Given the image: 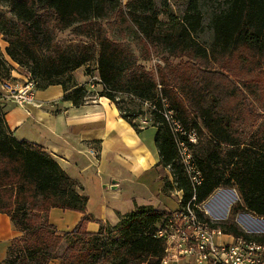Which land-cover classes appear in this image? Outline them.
<instances>
[{
  "label": "trees",
  "instance_id": "obj_1",
  "mask_svg": "<svg viewBox=\"0 0 264 264\" xmlns=\"http://www.w3.org/2000/svg\"><path fill=\"white\" fill-rule=\"evenodd\" d=\"M11 7L18 29L10 33L8 56L19 64L34 65L48 84L62 86L64 100L81 107L88 98L85 85L67 87L59 78L65 77L95 59L91 44L97 48L99 84L104 88L99 97L109 99L122 118L132 123L140 112L124 110L118 95H128L141 102H150L155 109L153 127L157 128L155 142L163 168L172 167L178 188L184 192L181 209L192 197V190L184 171L177 164L178 151L174 135L162 115L166 100L185 130L206 131L214 150L205 161H199L204 183L197 200L204 203L221 184L233 186L243 203L233 208L264 218V141L245 143L237 125L248 117L243 89L233 85L227 74L213 71L209 61L211 50L228 59L247 65L254 79L247 88V98L261 91L264 96V0H225L226 10L210 21L213 34L211 50L203 48L195 39L203 28L198 7L200 0H191L181 30L176 35L156 36L144 30L147 42L163 48L174 58H188L174 66L168 60L160 69L158 83L137 66L133 53L111 40L99 24L119 13L120 0H5ZM90 24L91 44L75 49L58 48L57 32L77 24ZM3 31V30H0ZM4 34L8 35L7 31ZM218 54V53H217ZM192 61V62H191ZM198 61V64H192ZM5 63L0 56V76ZM38 71V72H37ZM230 74V73H228ZM236 78V76H235ZM71 77L68 78L71 81ZM226 147L225 152L222 148ZM225 166L227 177L217 174L216 167ZM164 191L171 189L164 180ZM88 197L79 194L75 182L62 170L42 147L27 140H18L9 129L5 113L0 112V213L10 217L14 227L23 234L8 248L6 259L0 264H161L164 244L156 237L157 224L165 215L153 207H138L123 216L112 227L111 237L105 240L107 229L90 233L87 225ZM58 208L83 214L78 226L60 234L50 223L51 209ZM216 227L236 236H247L235 222L218 223ZM264 242V236L258 237ZM64 244L66 248L62 251ZM62 251V252H61Z\"/></svg>",
  "mask_w": 264,
  "mask_h": 264
},
{
  "label": "rangeland",
  "instance_id": "obj_2",
  "mask_svg": "<svg viewBox=\"0 0 264 264\" xmlns=\"http://www.w3.org/2000/svg\"><path fill=\"white\" fill-rule=\"evenodd\" d=\"M120 12L112 15L107 20L99 21V24L104 28L107 36L114 42L129 49L137 60V66L142 71L149 73L155 81L160 84L159 71L166 67L168 60L172 65L177 66L181 62H189L188 58H174L169 56L168 52L163 48H156L154 45L147 42L144 30L154 33L156 36L176 35L182 28L187 14H192L190 11L191 0H120ZM227 4L225 0H200L197 13L203 22L202 30L194 35L197 42L205 49L211 50L213 41V34L210 26L212 18L218 16L222 11L226 10ZM19 23L8 3L5 0H0V56L5 63V69L2 70L0 76V112L4 113L6 103H15L14 94L25 85L26 81H32L37 90L38 87L48 84L41 80L39 74H30V71L36 70V67L31 64H19L12 60L7 53L10 47L8 40L10 33L18 29ZM7 31L8 35L4 34ZM92 27L88 24H77L74 27L57 32L58 48L62 51L75 49L80 44H91ZM91 52H95V59L87 65L79 68L71 74L59 78L67 87L74 85H85L88 90L89 100L98 98L104 88L99 84L98 74V55L97 48L91 44ZM215 56L211 55L209 58L212 64L213 71L227 74L229 78L233 79V85L238 86L239 90L243 89L245 100L247 102V118L242 123L237 125V130L240 133V138L245 143L252 140L264 141V96L261 91H257L255 96L247 98V88H253L254 79L258 78L255 74H251L247 65H240L236 59H228L225 55L215 50ZM218 53V54H217ZM192 62V61H191ZM195 61L192 64H198ZM38 72V71H37ZM230 73V74H228ZM75 74V75H74ZM236 76V78H235ZM71 77V81L68 78ZM85 80H89L83 84ZM160 85L158 86V93L160 94ZM241 88V89H240ZM117 101L124 110H131L140 112V116L132 119V123L139 128H148L145 132L147 137L153 138L155 129L154 117L151 114L154 110L153 104L150 102H141L134 97L128 95H118ZM167 104V103H166ZM17 105V104H16ZM19 106V105H17ZM20 107V106H19ZM214 150L209 134L206 131H198V140L190 148L193 159L199 166V161H205L210 153ZM226 147L222 148L225 152ZM200 168V167H199ZM217 174L227 177L228 171L225 166L216 167ZM169 170V169H168ZM172 174V170H169ZM157 178V175L155 179ZM174 181L176 178L174 177ZM171 185L170 180H168ZM172 188V185H171ZM105 197L111 204L115 200L123 204L130 198H134L138 202L146 200L152 202L156 208L169 210H177L180 205L177 197L163 195L160 190V184L154 182L150 184V191H146L141 186L129 185L124 189L122 196L113 197L112 191H105ZM104 193V192H103ZM131 196V197H130ZM130 197V198H128ZM184 201V198L182 197ZM180 201V200H179ZM102 202L101 193L92 194L91 206L88 207V213L97 215L100 213V205ZM243 203L240 193L233 186L220 185L214 190L209 198L202 203V208L207 210L210 217L215 223L235 222L243 232L251 233L254 237L264 236V223L259 222L260 217L255 216L245 211H239L233 214V208ZM91 210V212H89ZM247 221V222H245ZM105 228V227H104ZM107 229V227H106ZM112 227H108L107 233L104 235L105 240L111 237L109 231ZM64 244L62 251L66 248ZM61 251V252H62Z\"/></svg>",
  "mask_w": 264,
  "mask_h": 264
},
{
  "label": "crops",
  "instance_id": "obj_3",
  "mask_svg": "<svg viewBox=\"0 0 264 264\" xmlns=\"http://www.w3.org/2000/svg\"><path fill=\"white\" fill-rule=\"evenodd\" d=\"M64 95V89L59 85L36 90L32 105L19 107L15 103H6L5 119L16 139L42 147L75 182L79 194L88 197L87 215L91 219L88 232L97 233L102 227H115L123 216L138 207L172 211L167 207L156 208L146 200L138 202L131 196L123 204L118 203L119 200L110 204L104 198L105 191H112L113 197L122 196L129 185L141 186L149 192L150 184L154 182L160 184V193L169 196L170 189L164 191V180H171L172 175L168 168L160 165L161 157L155 142L157 128L151 126L155 129L153 140L144 132L150 127L139 128L138 132L122 118L109 99L98 97L75 107L72 102L64 100ZM95 193L102 195L97 215L88 213ZM82 218L83 214L58 208L49 213L50 223L60 234L73 231ZM22 236L10 217L0 213V262L6 259L11 243Z\"/></svg>",
  "mask_w": 264,
  "mask_h": 264
},
{
  "label": "built area",
  "instance_id": "obj_4",
  "mask_svg": "<svg viewBox=\"0 0 264 264\" xmlns=\"http://www.w3.org/2000/svg\"><path fill=\"white\" fill-rule=\"evenodd\" d=\"M14 99L20 107L32 105L35 102L34 83L26 81L22 88L14 91ZM162 115L168 123L177 146V164L192 190V197L186 209L167 211L157 224L156 237L164 244L165 250L161 264H264V242L258 237L236 236L226 233L216 227L217 223L198 203L197 194L204 183V174L190 152L191 146L197 143L198 131L185 130L169 109L166 100ZM155 109V107H153ZM172 170V167H168ZM172 175V174H171ZM172 175L169 196L184 197L183 190L178 188L177 179ZM264 223V218H259Z\"/></svg>",
  "mask_w": 264,
  "mask_h": 264
},
{
  "label": "bare ground",
  "instance_id": "obj_5",
  "mask_svg": "<svg viewBox=\"0 0 264 264\" xmlns=\"http://www.w3.org/2000/svg\"><path fill=\"white\" fill-rule=\"evenodd\" d=\"M179 204L181 205L182 204V199L179 201ZM181 209V208H180ZM186 209V208H185ZM207 214H208V212H207Z\"/></svg>",
  "mask_w": 264,
  "mask_h": 264
}]
</instances>
